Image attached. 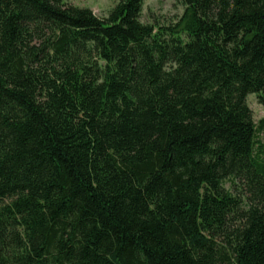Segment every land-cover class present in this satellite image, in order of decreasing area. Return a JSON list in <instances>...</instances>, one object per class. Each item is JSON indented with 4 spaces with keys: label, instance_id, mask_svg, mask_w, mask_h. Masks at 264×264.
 <instances>
[{
    "label": "trees",
    "instance_id": "obj_1",
    "mask_svg": "<svg viewBox=\"0 0 264 264\" xmlns=\"http://www.w3.org/2000/svg\"><path fill=\"white\" fill-rule=\"evenodd\" d=\"M182 2L0 0V264H264V0Z\"/></svg>",
    "mask_w": 264,
    "mask_h": 264
},
{
    "label": "rangeland",
    "instance_id": "obj_2",
    "mask_svg": "<svg viewBox=\"0 0 264 264\" xmlns=\"http://www.w3.org/2000/svg\"><path fill=\"white\" fill-rule=\"evenodd\" d=\"M120 0H64L66 4L91 9L96 15L108 16L110 10ZM182 0H144L141 21L146 24L158 26H172L176 24L185 11ZM250 108L253 110L257 124L264 119V103H261L257 94H250L247 98ZM258 141L264 145V130L259 133ZM227 188H232V182L225 183ZM236 191V187H234Z\"/></svg>",
    "mask_w": 264,
    "mask_h": 264
}]
</instances>
